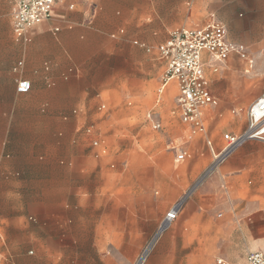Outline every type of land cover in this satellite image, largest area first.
<instances>
[{"label": "rangeland", "instance_id": "rangeland-1", "mask_svg": "<svg viewBox=\"0 0 264 264\" xmlns=\"http://www.w3.org/2000/svg\"><path fill=\"white\" fill-rule=\"evenodd\" d=\"M110 2L121 10L124 37L113 39L115 50L109 56V93H100V97L92 101L90 113L80 119L82 156L77 162L81 164V179L74 180L72 172L69 176L65 166L66 174L60 176L59 181L0 184V191L20 196L18 203L23 210L17 223L13 214L0 218L3 237L0 247L12 256L14 264H160L163 260L168 264V238L166 243H158L154 248V238H151L154 232L148 239H142L144 230L150 227V220L145 218L152 217L154 209L158 218L157 210L161 208L155 227L158 230L172 206L178 204L181 212L187 205L193 206V194L212 173L214 163L202 141L195 144L204 148L202 156L195 150L191 159L175 162L170 143H181L184 135V125L176 113L172 114L176 84L171 80L160 91L163 62L153 49L147 52L134 45L133 39L154 47L176 28L200 27L214 20L227 27L231 41L247 46L248 60L232 55L226 62L227 68L221 65L217 71L212 68L205 71L213 93L219 97L217 107L207 111L208 135L215 143L219 136L221 147L223 135L244 127L245 111L264 92V0ZM109 27L111 31L116 28L111 24ZM234 64L239 67L232 71ZM229 73L235 74L233 79L229 80ZM243 91L250 93L245 100L241 96ZM127 100L131 101L130 105ZM101 102L105 103L102 111L98 109ZM152 121L160 123V127L153 129ZM237 121L240 127L236 126ZM88 126L93 127L90 133L85 130ZM97 137L106 146L105 154L99 158L93 156L91 146V141ZM227 160L241 166L240 169L231 167L229 172L243 171L245 190H254L255 200L264 212V142L246 141ZM79 191L83 217L87 215L81 233L73 230L72 221L58 225L49 215L29 213L27 205L32 201V193L37 195L40 204L44 200L51 206L59 199L65 212L72 213ZM5 201L8 206L13 203L9 198ZM127 209L133 212L130 223L135 228L130 234L123 228ZM197 210L199 213L193 214L188 222L200 226L199 232L204 230L208 234L210 224H220L221 218L209 215L204 209ZM97 213L100 214L96 216ZM180 216L179 213L173 224L179 222ZM62 226H70L72 230ZM169 227L163 235L169 232ZM74 234L82 240L74 241ZM96 242L99 245L93 244Z\"/></svg>", "mask_w": 264, "mask_h": 264}, {"label": "crops", "instance_id": "crops-1", "mask_svg": "<svg viewBox=\"0 0 264 264\" xmlns=\"http://www.w3.org/2000/svg\"><path fill=\"white\" fill-rule=\"evenodd\" d=\"M13 1L0 0V184L59 181V177L66 174L65 166L69 176L72 172L74 180H80L81 164L77 162L82 156L79 123L83 114L90 113L92 101L100 97V93H109V56L115 50L113 39L124 37V28L120 26L121 10L117 9V5L113 6L111 0H61L55 5L52 16L34 26L29 32V41L24 42L16 39L12 32ZM157 14L160 20V12L157 11ZM109 24L116 27L114 31H111ZM164 38H168L166 34ZM132 43L147 52L153 49L163 62L165 70V62L156 50L160 42L154 47L140 39H133ZM227 60L221 64L225 68ZM19 61L22 62L21 65H17ZM233 67L232 71L239 65L234 64ZM209 68L206 64L204 73L207 81L205 71ZM234 76L235 74L229 73V80ZM20 79L29 80L31 87L28 92L16 91V83ZM174 83L176 84L175 81ZM208 84L218 105L219 97L213 93L209 81ZM249 95V92L241 93L244 100ZM130 104L131 101L127 100V105ZM101 105L105 106V103L99 104L100 111L105 109H100ZM210 108L203 113L206 132L188 140V126L181 121L175 102L172 114L176 113L184 125V135L180 142L189 152L186 160L192 158L195 150L201 156L204 154V148L195 145L198 141L206 146L213 158L212 162L214 156L206 141H211L215 153L221 151L226 144L224 140L221 147L219 136L215 143L208 135L207 111ZM246 122L245 111L244 127L239 131L230 130L229 133L241 132L246 127ZM236 126L240 127L238 121ZM92 151L95 158L104 155L106 146H103V140L101 146L93 147ZM231 167L241 168L227 158L213 167L212 173L195 190L193 206L187 205L182 212L179 211V222H172L173 225H170V230L165 235L163 232L157 238L154 237L161 208L157 210L158 218L155 216L156 209L152 217L145 218L146 221L150 220V227L144 230L141 237L146 240L154 232L151 237L154 238L153 248L163 241L166 243L168 238V264H217L218 259L231 264H242L250 252L264 251V212L255 200L254 190H245L243 171L231 173ZM76 194L72 213L65 212L63 202L59 199H55L51 206L44 200L40 204L36 199L37 195H32V201L27 205L29 213L49 215L50 220L58 225L72 221L73 230L81 233L85 228L84 217L87 215L83 217L81 191ZM7 198L13 201L10 206L7 201L3 202ZM19 199L18 194L7 195L5 191H0V218L13 214L17 223L18 215L23 213ZM37 204H40L41 210ZM198 208L221 218L219 225L210 224L208 234L204 230L199 232L200 226L188 222L193 214L199 213ZM130 215L133 216L130 209L123 215V228L129 234L135 229L133 223H130ZM64 227L72 230L70 226H62ZM72 237L74 241L82 240L75 234ZM0 240H3L1 234ZM50 243L48 244L51 245ZM93 244L99 245L98 242ZM7 263L14 264V260L0 247V264ZM160 264L167 262L163 260Z\"/></svg>", "mask_w": 264, "mask_h": 264}, {"label": "built area", "instance_id": "built-area-1", "mask_svg": "<svg viewBox=\"0 0 264 264\" xmlns=\"http://www.w3.org/2000/svg\"><path fill=\"white\" fill-rule=\"evenodd\" d=\"M59 1L61 0H14L11 8V26L15 38L28 42L30 30L49 19ZM156 50L165 62L160 91L169 81L176 82L175 102L181 121L188 126L187 139L204 134L206 132L204 110L217 105V100L205 77V65L208 64L213 71H217L232 54L242 60H248L247 47L241 43L231 42L228 39L226 26L212 20L200 27H181L172 30L168 38L157 45ZM21 64L22 62L19 61L17 65ZM30 87L31 84L26 79H20L16 83L18 93H26ZM104 108V105L100 106V109ZM246 119V127L241 132L223 135L226 144L220 152L215 153L211 141H206L214 156V167L246 141L251 139L264 141V92L248 106ZM151 125L154 129L160 127V123L156 121H152ZM91 129L93 127L88 126L85 130L90 133ZM101 144L100 138L91 141L92 147H100ZM170 147L175 153L177 162H183L189 157V152L183 144L171 142ZM179 211L180 207L177 204L166 212L155 238L177 219ZM217 264L231 263L218 259ZM242 264H264V251L250 252Z\"/></svg>", "mask_w": 264, "mask_h": 264}]
</instances>
